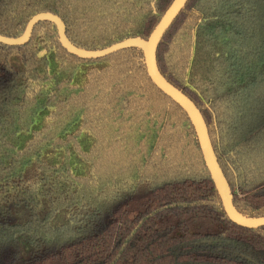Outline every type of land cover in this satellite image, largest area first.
<instances>
[{
  "label": "trees",
  "instance_id": "obj_1",
  "mask_svg": "<svg viewBox=\"0 0 264 264\" xmlns=\"http://www.w3.org/2000/svg\"><path fill=\"white\" fill-rule=\"evenodd\" d=\"M173 2L0 0V34L51 12L100 50L148 39ZM157 63L200 109L237 210L264 217V0H188ZM0 264H264V226L231 220L140 48L81 58L44 20L0 42Z\"/></svg>",
  "mask_w": 264,
  "mask_h": 264
},
{
  "label": "water",
  "instance_id": "obj_2",
  "mask_svg": "<svg viewBox=\"0 0 264 264\" xmlns=\"http://www.w3.org/2000/svg\"><path fill=\"white\" fill-rule=\"evenodd\" d=\"M187 1L188 0H174L148 39H143L141 37L127 38L121 42L115 43L112 46L100 50H85L75 46L66 35V25L64 21L59 16L51 12L39 13L32 17L27 24L25 32L19 37L12 38L0 34V42L9 45L25 44L30 40L33 29L38 22L50 20L57 25L62 45L71 54L81 58H100L129 47L140 48L144 52L146 67L151 79L163 92H165L180 106H182L192 120L199 137L207 167L210 170L211 176L221 196L225 210L231 220L241 226L248 228L262 227L264 226V217H247L239 212L235 207L231 187L219 165L213 143L210 138L207 123L200 109L187 95L169 83L164 78L158 67V45L163 35L180 13L182 8L185 6Z\"/></svg>",
  "mask_w": 264,
  "mask_h": 264
}]
</instances>
